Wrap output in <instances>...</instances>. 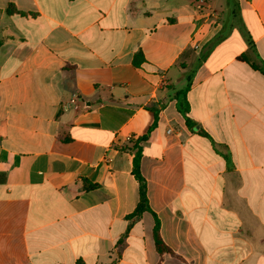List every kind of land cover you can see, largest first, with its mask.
Instances as JSON below:
<instances>
[{
	"label": "crops",
	"instance_id": "1",
	"mask_svg": "<svg viewBox=\"0 0 264 264\" xmlns=\"http://www.w3.org/2000/svg\"><path fill=\"white\" fill-rule=\"evenodd\" d=\"M243 54L264 61V0H0V264H264V75Z\"/></svg>",
	"mask_w": 264,
	"mask_h": 264
},
{
	"label": "trees",
	"instance_id": "2",
	"mask_svg": "<svg viewBox=\"0 0 264 264\" xmlns=\"http://www.w3.org/2000/svg\"><path fill=\"white\" fill-rule=\"evenodd\" d=\"M14 10L16 13H20L16 9ZM238 59L250 63L253 69L260 71L264 75V61L251 60L250 58H248L247 54H243L239 56ZM141 60H143V58H141V54H137L134 62L136 65H139ZM189 89H190V84H188L184 89L178 91L176 93V100H177L178 111L183 115L188 127L193 129L194 126H196L197 124L194 121H192L188 115L190 112V104L187 99V93ZM157 117H158V113L156 112V120H157ZM155 125H156V122L150 128V130H152ZM197 132L203 136L209 137V135L202 129H199ZM146 138L147 136H143L139 138L138 141L134 144L135 155L133 158V174L138 180L139 185H140V193H139L140 199H139V202H138V205L135 211L131 215L128 216V219L132 221L139 219L143 215L144 212L150 211L149 199L147 195V184H146L145 178L143 177L141 173V158H142L143 149L139 145V142L146 140ZM154 239H155V243H156L158 251L162 253L168 251L167 246L165 245L163 239L161 238L160 223L157 218H156V224L154 227Z\"/></svg>",
	"mask_w": 264,
	"mask_h": 264
}]
</instances>
